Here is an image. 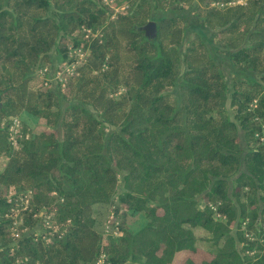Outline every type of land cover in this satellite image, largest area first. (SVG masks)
<instances>
[{
	"label": "trees",
	"instance_id": "16d2710c",
	"mask_svg": "<svg viewBox=\"0 0 264 264\" xmlns=\"http://www.w3.org/2000/svg\"><path fill=\"white\" fill-rule=\"evenodd\" d=\"M115 1L0 0V264H264V0ZM69 46L85 61L44 86Z\"/></svg>",
	"mask_w": 264,
	"mask_h": 264
},
{
	"label": "built area",
	"instance_id": "2783aa9c",
	"mask_svg": "<svg viewBox=\"0 0 264 264\" xmlns=\"http://www.w3.org/2000/svg\"><path fill=\"white\" fill-rule=\"evenodd\" d=\"M102 1L107 5H111L112 3H115V0H102ZM164 1H169V0H164ZM244 2L245 0H231L228 2L213 1L210 3V5L214 7H224L235 4H243ZM123 8H124L123 5L117 6L116 8H114L113 11L118 12ZM86 34L96 35V33H92L90 29L86 30ZM87 54L88 51L83 49L81 46H76V47L69 46L67 49V54L65 59L61 60L59 63H57L55 66L52 67L40 66L36 69L35 73L42 80L44 86L57 85L61 90H63L66 86L69 77H71L75 73L77 65L80 62L85 61ZM7 130H8V138L11 145L14 147L17 146V138L22 136V133L20 132V120L18 117H12L8 121ZM30 192L31 191H27L24 195L19 197L20 199L19 202L14 203L16 208L14 209L15 206L11 208L12 209L11 212L14 213L13 215H16L18 211L24 210L28 207ZM14 194L15 193L13 190L9 191V195H14ZM40 214L43 215L42 226L44 228L50 229L52 231L58 230V226L52 222L50 214L44 213L43 211H41ZM19 221H21V218H19ZM17 223H18L17 221H14L13 222L14 226ZM118 224H119L118 218L112 206L102 226L103 240H105L107 236H115L119 233ZM14 226L12 227V229L14 230V236H18V232L16 231V228ZM34 233L37 236L40 235V232L35 231ZM41 237L44 239L47 238L45 234H42ZM103 258H104V254H101L100 258L96 261L95 264H103L104 261Z\"/></svg>",
	"mask_w": 264,
	"mask_h": 264
},
{
	"label": "rangeland",
	"instance_id": "374dc122",
	"mask_svg": "<svg viewBox=\"0 0 264 264\" xmlns=\"http://www.w3.org/2000/svg\"><path fill=\"white\" fill-rule=\"evenodd\" d=\"M121 5H123L124 6V4H117V2L115 1V3H112L111 5H110V7H112L113 8V10H114V8H116L117 6H121ZM124 8H125V6H124ZM124 8L122 9V10H124ZM119 11H121V10H119ZM216 53V52H215ZM218 54H216V56H217ZM222 66H223V68H224V71L226 72V76H227V81H228V86L230 87V85H231V76H232V72H231V70H230V66H229V64L227 63V62H222ZM173 92V91H172ZM174 93H176V90L174 91ZM226 107H227V109L230 111V105H229V100H227V103H226ZM23 118H25V126L28 128V130H30L36 123H37V121H36V119L35 118H33V117H30V116H26L25 115V117H24V115H23ZM24 125V124H23ZM112 129V127H108V130H111ZM22 134H23V130H22ZM1 160V159H0ZM2 161V160H1ZM121 212V211H120ZM123 213H118V215H117V218H118V222H119V224H118V226H119V228L124 224V218H123ZM106 217V216H105ZM105 219V218H104ZM127 222V224H129L130 226H135L136 224H137V222H139L138 220H135L134 218H131V217H127L126 219H125V223ZM194 258V261L196 262V264H201V260L203 259V253H201V252H198V254L195 256V257H193ZM173 264H187V259L185 258V254H182V253H179L175 258H174V260H173Z\"/></svg>",
	"mask_w": 264,
	"mask_h": 264
},
{
	"label": "water",
	"instance_id": "95a60500",
	"mask_svg": "<svg viewBox=\"0 0 264 264\" xmlns=\"http://www.w3.org/2000/svg\"><path fill=\"white\" fill-rule=\"evenodd\" d=\"M142 28L147 35H155L156 33L155 22L153 20H149Z\"/></svg>",
	"mask_w": 264,
	"mask_h": 264
}]
</instances>
